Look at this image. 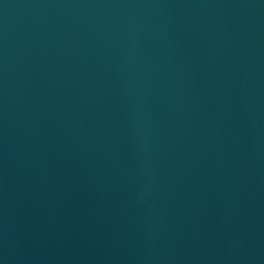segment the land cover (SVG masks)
Returning <instances> with one entry per match:
<instances>
[{"label": "water", "instance_id": "95a60500", "mask_svg": "<svg viewBox=\"0 0 264 264\" xmlns=\"http://www.w3.org/2000/svg\"><path fill=\"white\" fill-rule=\"evenodd\" d=\"M0 264H264V0H0Z\"/></svg>", "mask_w": 264, "mask_h": 264}]
</instances>
